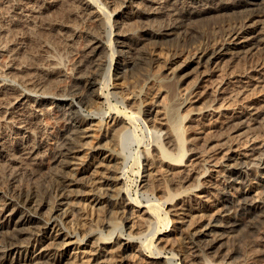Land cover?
Segmentation results:
<instances>
[{
	"label": "rangeland",
	"instance_id": "374dc122",
	"mask_svg": "<svg viewBox=\"0 0 264 264\" xmlns=\"http://www.w3.org/2000/svg\"><path fill=\"white\" fill-rule=\"evenodd\" d=\"M2 1L0 0V94L1 90L5 89V87L8 88L6 90L17 88L16 92L18 93L27 90L29 92L30 88L27 87L29 85L28 82L36 83L37 81L38 83H44V86L48 87L45 88L47 92H52L51 95L47 96H57L64 93L73 94V92H76V89L77 91H86L89 88L90 78L88 74L92 70V64L87 63L86 66L83 65L85 51L89 40L94 36L93 34H99L105 44H103L98 53L107 62L104 74L106 73V76H108L110 73L112 80L109 85L110 87L104 86V97L97 99L100 102L96 100L97 103H94L90 109L84 111L94 117V125L90 132L91 135L84 140L87 143L85 144L84 151L79 156H85L86 152H90V148L102 142L105 128H108L110 125L107 123L110 121L112 115L118 113L124 115L126 119L124 126L128 130L122 139L123 142L120 148L121 156L123 157L120 167L125 180L124 189L133 198H138L144 203L151 205L176 200L175 198L178 196L179 190H181L179 189L181 185H176L178 184L177 179L175 180L176 177L169 174L165 169L167 166L158 162L157 166L147 165L143 158V148L154 139L150 127L151 129H164L159 124L161 110L155 114V111L152 112L150 109L156 107V109H161L163 107L161 103L170 102L178 91L182 92H180L181 94L178 92V96H185L183 94V92L185 93L184 89L188 88L196 80V77L191 76L188 81L181 85H178L175 80L166 81V77L173 68L184 64L190 57L197 55L201 50L209 49L225 42L231 32L241 26L246 18V13L234 12V9L213 11L203 18L196 20V22H192L191 26L197 24V27L195 26L196 29L200 27L199 33L194 34L190 24L184 18L185 14L182 15L180 11L194 6L210 4V2L209 0H178L177 5H173V7L177 8L174 11L173 19L177 31L182 35L180 44L175 43L174 45L173 42L168 43V41L163 40L142 42L141 47L146 51L149 60L144 63L145 66H139V68L137 67L133 71L129 69L125 71L124 61L134 55L132 45L134 41L138 42V40L135 36L123 39V32L125 30L127 32L130 25L135 26L136 31L138 29L142 30L141 26L145 23H153L154 25L157 24V26L169 25L172 21H170L167 15H162V18L157 17L158 19L155 16L146 19L145 16L137 15L132 16L128 20L125 16L127 14V16H130V13L134 9L131 4L130 6L125 5L123 3L124 0H26V3L22 1L21 6H29L32 8V12H29V15L24 12L25 16L23 15V18L18 22L10 24L8 23V18L10 12L13 13V11L8 10L2 4ZM88 4L91 5L89 6ZM99 7H101L100 12L97 11ZM36 9L37 11H35ZM160 19L161 23L159 22ZM140 32L144 35L143 31ZM202 32L204 33L202 34ZM53 63L59 64L61 67L58 73L52 72ZM233 70L235 72L227 70L226 65H224L220 67L216 74L213 73L212 80L219 77V75L232 76L236 73L252 75L254 80H252V84L249 86L252 89L251 93L245 96L244 99L240 98L237 103H234V106L235 108L247 105L264 107V83L258 82L257 79L261 73H264V48L257 50L253 56L242 58L240 62L236 63ZM109 79H106L105 82H109ZM205 83L206 81L203 82V84ZM31 91L29 93H33ZM165 99L166 101L164 102ZM30 102L28 103L29 106L26 104L28 108L25 107L27 111L26 118L32 122L34 128L38 124L44 127V133H41L42 130H35V135L38 137L36 141L40 146L37 151L40 163L37 166L30 164L10 166V164L0 159V199L18 205L19 203L22 204L25 200V192L33 193L36 191L38 194L41 193V198L46 197V200L51 205H55L54 209L57 210L53 211L54 215L65 214L66 218L63 223H59V227H63L65 230L76 235L74 240L77 237L80 239L88 237L92 233L93 235L96 234V236L107 237L111 228L109 225L107 226V222H111V224H113V221L115 223L119 222V225H126L127 227L132 224V227H125V233L130 232L131 234L141 236L139 239L146 244L145 250L148 254H150V250L155 245H158L159 248L161 247L165 256L161 260L162 264H264V209L256 208L255 210L250 208L246 203L252 198L251 196L245 197L246 194L240 196L238 191H241V189L228 191L229 188L226 187L228 181H226L225 174L230 175L232 179L235 178L236 173H232V171H236V167L244 165L250 159L242 158L238 160V163L234 161L228 162V168L230 169L226 168L225 171L222 170L223 167L221 165L211 167L206 172L208 176L204 177V180L209 179V183H211L215 180L221 181L219 176L221 172L224 174V177L221 179L225 186L219 182L215 194L218 199L224 200L222 203L224 207L223 213L225 214L214 218L213 224H216V227L212 234L220 235V233L224 234L226 231H230L229 233L234 235V238L231 239L232 241L230 240L226 244L232 250L235 256L234 260H227L222 257L223 255L218 256L215 253L214 255H202L200 258H195L196 261H192L191 256L193 253H189V247L193 246L192 241L187 238L185 239L186 242H183L181 240L183 235L180 236L181 234L177 231H173L171 236L174 245H177L176 249L159 243L157 236H161L160 233L165 229H175L176 225L175 217L173 214H167L165 207L162 206L163 208L156 209L157 212L153 216L154 225L149 233H145L142 230L144 229V217L135 211H132V214L129 212L131 211L129 207L125 211L121 210L122 212L112 213L111 194L114 193L110 189L111 186L107 184L108 181L104 178L113 174L110 169H100V172L95 175V179L87 180L88 182L85 183L88 178H83L79 183L71 187L68 186L71 191H67L65 183L57 179L58 171L61 169L59 170L60 165L55 156L56 137L60 136L66 127V123L59 112L61 110L59 107H62L63 104L60 103L54 106V104L51 105L49 103L47 108L50 110L48 109L47 112L36 117L32 114L31 110L33 106L32 102ZM188 104L181 105L182 107L180 108L181 114L185 117V120H182L181 128L182 130L184 129L183 133L185 135H183L185 141L182 146L186 150L194 147V144H197V142L200 144L204 143L210 135H218V133L209 132L207 126L212 120L213 115L209 114L202 119L199 118L192 121L190 116L187 117L190 103ZM5 106H8V104L3 103L0 98V136H2L0 138H9L15 142L18 129L16 130L12 124L4 121ZM30 107L31 109H29ZM144 118H146L147 124L144 122ZM36 122L38 123L36 124ZM200 131L201 133L205 132L203 137L202 134H198ZM197 135L201 136V138L197 139ZM247 139V136H245L240 141V145L245 146L243 152L248 151L252 147H259L260 150L264 148V133H260L257 138L252 139L246 144ZM161 142L164 144L163 139ZM151 154L158 153L155 150H151ZM156 158H159V154ZM3 168L5 169L3 170ZM262 188H260L259 192L263 195L264 187ZM100 191L103 194L98 198L96 192ZM42 195L45 196L43 197ZM244 198L245 200H243ZM60 202L62 204L59 206ZM233 208L237 211L233 210ZM231 212L233 216L235 215L234 217ZM206 213L207 211L204 212L203 218L197 214L192 219L197 220V225H202L211 219L210 215L207 216ZM240 225L241 227H238ZM90 230L92 231L91 233ZM56 232H58L57 228L51 231L53 234ZM88 238V240L83 241L85 246L87 242L91 241V237ZM203 239L208 242L209 236H203ZM78 251L75 249L71 252L77 253ZM126 253H130L128 256L129 260L126 261L128 264H148L147 262H149L143 255H138L134 251L130 250ZM26 254L27 252L23 251L22 255ZM69 255L61 258H57V255L55 258V255H53L55 259L52 257V259H48L49 263L48 261L46 262L47 264H84V259L82 258L81 261L76 256L78 254H75L76 257L74 258L69 257ZM14 256L19 257V253H13L10 259ZM121 257L118 256L117 259L113 258L111 261L123 264L125 260ZM15 264H29V262L20 258V261Z\"/></svg>",
	"mask_w": 264,
	"mask_h": 264
},
{
	"label": "bare ground",
	"instance_id": "6f19581e",
	"mask_svg": "<svg viewBox=\"0 0 264 264\" xmlns=\"http://www.w3.org/2000/svg\"><path fill=\"white\" fill-rule=\"evenodd\" d=\"M22 1L24 3L27 2L26 0L2 1V4H4L8 10L13 11V13L10 12L8 23L13 24L18 22L23 18V15L25 16L24 12L27 14L32 12V8L29 6H21ZM177 2L178 0L123 1L127 6H130V4L133 5L134 11L130 13V16H127L128 14L125 16L128 20H130L132 16L137 15L145 16L146 19L154 16L156 18H162V15H167L170 21H172L171 24L166 26L145 23L146 25L143 24L141 26L142 30L138 29L137 31L135 26L130 25L127 32H125L126 30L123 32V39L135 36L138 40V42L134 41L132 45L134 55L124 61L125 71L128 69L133 71L135 68H139V66L142 67V65L149 60L146 51L141 47L142 42L148 40H150L149 42L163 40L168 41V43L173 42L174 45L175 43L180 44L182 35L177 31L173 19L174 11L177 9L173 7V5H177ZM209 2L210 4L194 6L180 11L182 15L185 14V17H183L187 20V23L190 24L194 34L199 33L200 25L198 26L199 28L196 29L197 24L195 25L196 27L194 25L191 26L192 22H196V20L203 18L213 11L217 12L225 9H234V12L246 13V18L241 26L235 28L231 32L229 38L225 42L220 45L216 44L217 46L210 47L209 49H203L197 55L190 57L184 64L173 68L166 77V81L175 80L178 85H181L188 81L191 76L196 77V80L188 86V88L184 87L185 93L183 92V94H185V96H178V92L179 94L182 93L178 91L177 94L175 93L176 95H174L173 101L171 100L172 102H168L165 99L164 102H166L161 103V105L163 104L161 109H156L157 107L150 109L152 112L155 111V114L161 110L159 124L163 126L164 129H151L150 127L154 139L151 140L150 144L148 143L149 145H145L143 148V158L147 165L163 164L167 166L165 169L169 174L176 177L175 180L177 179L178 183L176 185H181V188L179 187L181 190H179L180 192L175 198L176 200L151 205L149 203H144L138 198H133L130 193L124 189L123 185L125 184V180L120 167L122 163L121 159L123 158L120 151L123 142L122 139L128 132L124 126V124H126L124 115L119 113L112 115L110 121L107 123L110 125L108 128H105L106 130L104 129L105 133L102 142L90 148V152H86L85 156H79L80 153L84 151L85 144L87 143L84 140L91 135L90 132L94 125V117L84 111L90 109L94 103H97L98 98L104 97V86L110 87L109 85L112 80L110 73L108 76H106V73L104 74L107 62L103 56H100L98 53L103 44H105L99 34H93L94 36L89 40L85 51L83 65L86 66L87 63L92 64V70L88 74L90 78L89 88L86 91L82 92L76 89V92H73V94L64 93L58 95L54 94L57 96H47L51 95L52 92H47L45 88L48 87H45L44 83H38V81L36 83L28 82L29 85L27 87H29L30 91L32 90L31 92L33 93H29L30 91L27 92L28 90H24L25 92L20 90L21 92L18 93L16 92L17 88L12 87L10 90H6L7 87L1 90V101L8 104V106H5L6 110L4 111L5 115L3 119L6 123L12 124L14 128L18 130L16 132V137L14 136L16 138L15 142L9 138H0V159L10 164V166L23 164L37 166L40 163L39 156L37 155L40 146L36 141L38 137L35 135V130L39 129L40 131L42 130L41 133H44V127L42 125L39 126V124L37 127L35 126L36 128L33 127L32 122L26 118L27 111L25 107H27L28 103L31 101L33 106L31 110L32 114L37 117L47 112L49 103H51V105L54 104V106L61 103L63 106L59 107V109H61L59 112L66 123V127L60 136L56 137L55 156L60 165L59 170L61 169L58 171L57 179L65 183L67 191H71L68 186L71 187L79 183L83 178H88L86 182L84 180L85 183L95 179V175L100 172V169H110L113 174L105 176L104 178L108 181L107 184L111 186L110 189L114 193L111 194L112 213L122 212L121 210L125 211L126 208L129 207L131 210L129 212L133 214L132 211H135L144 217V229L142 230L145 233H149L154 225V214L163 206L167 209V214H173L176 225L175 229H165L160 233L161 236H157L159 243L176 249L177 245H174L171 236L173 231H177L181 234L180 236L183 235L181 239L183 242H186L185 239L187 238L192 241L193 246L189 247V253H193L191 256L192 261H196L195 258H200L202 255H214L215 253L218 256L223 255L222 257L227 260H234L235 256L232 250L226 245L228 241L234 238V235L229 233L230 231H226L224 234L220 233V235L212 234L216 227V224H213L214 218L225 214L223 213L224 207L222 203L224 200L218 199L215 194L219 182L221 185H224L221 179L224 177V174L221 172L219 176L221 181L215 180L211 183H209V179L204 180V177L208 176L206 172L211 167L221 165L223 167L222 170L225 171L226 168L230 169L228 168V162L234 161L238 163V160L242 158L250 159L244 165L238 168L236 167V171H232V173H236L235 178L232 179L230 175L225 174L226 181H228L226 187L229 188L228 191H237L241 189V191H238L240 196L242 194H246L245 197L251 196L252 198H250L248 202L246 201V205L250 208L255 210L256 208L264 209V194L262 195V193L259 192L260 188L263 189L262 187H264V148L260 150L259 147H252L249 148L248 151L243 152L245 146L243 147L240 145V141L243 137L247 136V144L252 139L257 138L260 133H264V107L247 105L235 108L234 106V103H237L240 98L244 99L245 96L251 93L252 89L249 86L252 84V80H254L252 75L247 73H241L242 75L236 73L232 76L219 75V77L213 80L212 77L218 72L220 67L224 65H226L227 70L235 72L233 69L236 63L240 62L242 58L253 56L257 50L264 48V0H209ZM88 5L90 6L91 4ZM38 9L40 10V8ZM100 9L101 7H99L97 11L100 12ZM35 11H37V9ZM218 16L220 17V15ZM150 21H152V19H150ZM160 21L161 19L159 22ZM140 31H143L144 35ZM203 33L204 32H202V34ZM60 70L61 67L59 64L56 65L53 63L52 72L58 73ZM106 79L110 81L105 82ZM257 79L258 82L264 83V73H261ZM165 80L163 81L165 82ZM204 81H206L205 84H203ZM188 103H190V107H188L189 109L187 108V117L190 116L192 121H195L209 114L213 115L212 120L207 126L209 132L218 133V135H210L206 138L204 143H193L194 147L186 150V148L184 149L182 146L185 141V135L183 133L184 129L182 130L181 128L182 120H185V117L181 114L180 108ZM31 107L29 109H31ZM144 120L147 124L146 118H144ZM37 123L38 122H36V124ZM199 133L202 134V137L204 136L203 134H205L204 131L203 133H201V131L198 132V134ZM196 138L200 139L201 136L197 135ZM162 139L165 145L161 142ZM151 150L157 151L159 154L158 159L156 158L158 154H151ZM5 163L4 165H6ZM4 169L5 168H3V170ZM38 192L40 191L38 190ZM40 194L41 193L38 194L36 191L33 193L25 192V200L22 204L19 203L18 205L0 199V264H15L20 261V258L26 261L28 260L29 264H47L46 261L52 259L53 255H55V258L56 255L57 258H61L68 254L72 255H69V257H79L81 261L83 258L84 264H122L111 261L113 258L117 259L118 256H122L121 258L125 260L123 264H128L126 261L129 260L128 256L130 253L126 252L130 250L138 255H143L149 261L147 262L148 264H162L161 260L165 258V256L161 247L159 248L158 245H155L150 250V254H148L145 250L146 244L139 239L141 236L131 234L130 232L125 233V227L127 226L119 225V222L115 223L113 221V224L107 222V226L109 225L111 227H109V235L107 237H100L92 233V235L88 236L91 237V241L87 242L86 246L83 241L88 240V237H83L82 239L77 237V239L74 240L76 235L65 230L63 227H59V223H63L66 218L64 216L65 214L61 213L54 215L53 211L57 210L54 209L55 205H51L50 202L46 200V197L41 198ZM101 194H103L101 191L96 192L98 198ZM243 200H245V198ZM61 204L62 202L58 205L60 206ZM234 209L235 208H233V210ZM204 210L207 211L206 215H210L211 219L202 225H197V220L192 218L197 214L203 218ZM132 226L133 225L130 224L128 227ZM238 227H241V225ZM56 228L58 232L55 234L51 233V231ZM91 228L93 227L91 226ZM257 229L259 228L257 227ZM91 230L90 233L92 232ZM253 230L252 232H254ZM247 232L249 233V231ZM203 236H209V241H205ZM75 249L79 251L77 253L71 252ZM23 251H26L27 254L22 255ZM13 253H19V257L14 256L10 259ZM75 254L78 255L75 256ZM54 257L53 259H55Z\"/></svg>",
	"mask_w": 264,
	"mask_h": 264
}]
</instances>
